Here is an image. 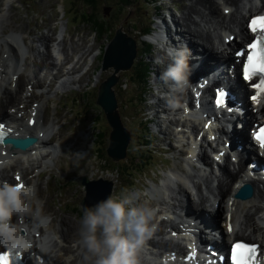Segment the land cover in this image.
Returning <instances> with one entry per match:
<instances>
[{
    "label": "clouds",
    "instance_id": "1",
    "mask_svg": "<svg viewBox=\"0 0 264 264\" xmlns=\"http://www.w3.org/2000/svg\"><path fill=\"white\" fill-rule=\"evenodd\" d=\"M159 62V61H158ZM188 65L183 51H176L160 79L173 92L182 91L188 83ZM170 82V83H169ZM169 107H180L175 97ZM35 190L31 186L18 189L16 184L0 182V246L23 249L30 241L18 235L14 217L31 216L39 227L46 229L44 250H52V237L47 233L48 217L39 208L33 211ZM155 209L134 205L129 197L108 198L86 207L79 221L77 246L85 264H139L138 252L155 229Z\"/></svg>",
    "mask_w": 264,
    "mask_h": 264
},
{
    "label": "snow or ice",
    "instance_id": "2",
    "mask_svg": "<svg viewBox=\"0 0 264 264\" xmlns=\"http://www.w3.org/2000/svg\"><path fill=\"white\" fill-rule=\"evenodd\" d=\"M250 29L253 32L257 30L264 31V16L255 17L249 24ZM264 41V36H260L256 41L250 43L248 48L252 50L251 54L248 55L247 62L244 64V72L245 79H251V76L255 73H259L262 76V79L259 84L254 85V87L264 91V49L260 48V42ZM237 55H242V53H237ZM223 96V93H220ZM252 99H256V97H252ZM30 123H32L30 121ZM0 127H3L0 124ZM256 140L259 141L260 147L264 149V127H262L259 132L256 134ZM19 177L17 180L19 181ZM18 189L24 187L23 184H16ZM240 249H245L244 245H237L234 251L233 262L234 264H253L252 262V254L255 252V246L246 249L247 255L244 252L238 251ZM19 255V253H17ZM7 253L0 254V261L2 264H9L7 260Z\"/></svg>",
    "mask_w": 264,
    "mask_h": 264
},
{
    "label": "rangeland",
    "instance_id": "3",
    "mask_svg": "<svg viewBox=\"0 0 264 264\" xmlns=\"http://www.w3.org/2000/svg\"><path fill=\"white\" fill-rule=\"evenodd\" d=\"M119 1L120 0H95V1H93V3L95 4V6L97 7V11L98 10H100L101 12H102V15H103V8H104V6H107V7H112L113 5H117L118 3H119ZM189 1V0H188ZM123 16V15H122ZM122 16L118 19V21H115L113 24H112V29H114L115 27H118L120 24H122L124 27H125V30L126 31H128V29H130V24H128V23H125V24H123L122 22L120 23V21H121V18H122ZM130 16V18H132L133 17V15L132 14H130L129 15ZM132 16V17H131ZM113 17V14H110V15H108V13L107 14H104L103 15V19H105V18H107L108 20H111V19H115V17L114 18H112ZM111 24V23H110ZM78 25H80V29H78L79 31L77 32V33H79V34H82V35H84V36H86V37H92V36H89L88 34H87V32L90 30V29H92V27L91 26H89V23H88V21H86V19L84 20V23H80V22H78ZM132 28L133 29H135V26L134 25H132ZM125 31V32H126ZM95 33H97L98 34V42H99V44L98 45H104V44H106L107 42H108V40H109V36H110V30H106V31H100V32H98V30L97 31H94ZM113 33V32H112ZM133 32H130V34H132ZM93 36H94V33H91ZM102 50L103 49H101V53H102ZM100 54V53H99ZM100 56V55H99ZM98 56V63H99V65L101 66V63H100V57ZM135 59H137V58H135ZM134 62H135V60H134ZM134 62H133V64H132V66L129 68V69H127V70H125V71H120L119 72V78H118V82H117V84H116V86H115V92H116V94H117V98H118V101L121 99V97L120 96H122L123 95V92H124V90L126 89V87L129 85V82H130V85H129V87H128V90H126L127 91V94L128 95H130V91H131V87H132V80H133V76H132V74H130V72H131V70L134 68V70H135V68L136 67H134ZM100 70V69H99ZM99 70H98V72H99ZM133 70V71H134ZM113 71V68L112 67H110V68H108L107 70H103V74H102V78H105L106 76H108L109 74H110V72H112ZM121 73V74H120ZM96 76L94 77V79L96 80ZM128 78V80H127V82H126V79ZM103 80V79H102ZM101 81V80H100ZM120 102V101H119ZM99 105L98 104H94L93 105V107L94 108H96L97 110L96 111H100L101 113H102V117H104V115H103V112L101 111V109H100V107H98ZM95 110V109H94ZM95 112V111H94ZM118 113H119V109H118ZM104 135H105V137L103 138V140H104V145L106 144V132L104 133ZM147 154H149L150 155V153L149 152H147Z\"/></svg>",
    "mask_w": 264,
    "mask_h": 264
},
{
    "label": "bare ground",
    "instance_id": "4",
    "mask_svg": "<svg viewBox=\"0 0 264 264\" xmlns=\"http://www.w3.org/2000/svg\"><path fill=\"white\" fill-rule=\"evenodd\" d=\"M190 4V5H189ZM189 4L188 5H185V7H184V16H185V14L188 12V13H190V12H197L199 15H201V16H203L204 14H205V12L202 10V8H212V9H214L215 7H214V5L212 4V3H210V1L209 0H195V2L194 3H191V0H189ZM190 16V15H189ZM185 19L186 20H189V17L188 18H186V16H185ZM176 20H178V19H176ZM176 20H174V22H176ZM180 26L182 27V29L183 30H185V31H189V32H192V33H196V34H199V31H197V30H195V31H193V30H190L188 27H185L184 25H182V24H180ZM61 36V35H60ZM50 37V34H48V33H46V34H43L42 36H41V39L42 40H47L48 38ZM11 40H13V38H10V39H8V41H11ZM59 41H61V42H63V43H65V41H66V38H65V36L64 35H62V37H60L59 38ZM198 43L199 44H205L204 42H203V38L201 39H199L198 40ZM211 47V45H209V48ZM85 48V52H87V51H89V49H90V46H88V47H84ZM118 52L121 54V52H120V49H119V47H118ZM168 60V59H167ZM153 114L154 115H156V112L154 111L153 112ZM143 153H141L140 155L143 157V156H148L149 154H147V152H149L148 150H144V151H142ZM150 153V152H149ZM33 250V249H32ZM37 253H39L40 255H43V256H45V257H50V254H51V251H47V250H44V248L42 247V245L39 247V248H37L36 250H35Z\"/></svg>",
    "mask_w": 264,
    "mask_h": 264
},
{
    "label": "water",
    "instance_id": "5",
    "mask_svg": "<svg viewBox=\"0 0 264 264\" xmlns=\"http://www.w3.org/2000/svg\"><path fill=\"white\" fill-rule=\"evenodd\" d=\"M106 57H107V64L113 65L116 68L124 67V66H122L123 63L121 62V60L123 58L125 60H128V61L131 58L130 55H125V54L122 55L118 52L116 40L114 41V44L111 45V47L109 48ZM111 84H112V81L110 83H107L106 85H103V87L100 90V97L98 99V102L101 103L102 105H104V107L106 109H110V111H111V108L114 106L113 96H112L111 91L109 89V86ZM109 115H110V117H113L111 112L109 113ZM114 120L111 119L112 124L115 127Z\"/></svg>",
    "mask_w": 264,
    "mask_h": 264
}]
</instances>
